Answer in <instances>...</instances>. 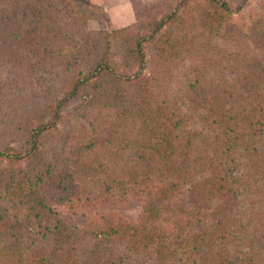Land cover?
<instances>
[{"label":"trees","instance_id":"obj_1","mask_svg":"<svg viewBox=\"0 0 264 264\" xmlns=\"http://www.w3.org/2000/svg\"><path fill=\"white\" fill-rule=\"evenodd\" d=\"M133 8L0 0V264H264V0Z\"/></svg>","mask_w":264,"mask_h":264},{"label":"rangeland","instance_id":"obj_2","mask_svg":"<svg viewBox=\"0 0 264 264\" xmlns=\"http://www.w3.org/2000/svg\"><path fill=\"white\" fill-rule=\"evenodd\" d=\"M140 1L145 8L155 6L159 0ZM73 6L79 15L87 18L88 27L94 31H113L128 27L136 21L133 0H72ZM70 102L64 113H69L74 107ZM139 213L138 205H133L126 210V215L136 219Z\"/></svg>","mask_w":264,"mask_h":264}]
</instances>
